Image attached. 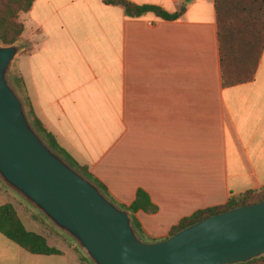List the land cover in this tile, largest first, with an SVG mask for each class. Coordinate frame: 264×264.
<instances>
[{"label": "crops", "instance_id": "0c3cea01", "mask_svg": "<svg viewBox=\"0 0 264 264\" xmlns=\"http://www.w3.org/2000/svg\"><path fill=\"white\" fill-rule=\"evenodd\" d=\"M124 1L184 11L131 19L101 0H35L22 38L36 43L15 72L32 116L114 203L149 196L157 213L134 218L157 242L264 188V50L251 82L224 87L214 0ZM43 237L61 255H31L0 234V264H81L74 246Z\"/></svg>", "mask_w": 264, "mask_h": 264}, {"label": "water", "instance_id": "95a60500", "mask_svg": "<svg viewBox=\"0 0 264 264\" xmlns=\"http://www.w3.org/2000/svg\"><path fill=\"white\" fill-rule=\"evenodd\" d=\"M24 46L0 43V181L86 252L92 264H245L264 256V200L146 242L132 214L53 150L12 80Z\"/></svg>", "mask_w": 264, "mask_h": 264}, {"label": "trees", "instance_id": "16d2710c", "mask_svg": "<svg viewBox=\"0 0 264 264\" xmlns=\"http://www.w3.org/2000/svg\"><path fill=\"white\" fill-rule=\"evenodd\" d=\"M101 1L106 6L120 7L125 17L131 19L141 18L146 14H153L160 20L174 21L184 11L182 9L177 13L168 14L155 6H138L124 0ZM34 2L35 0H0V43L5 46H11L22 39L25 28L20 18L21 15L30 12ZM214 9L222 85L224 87H233L249 83L254 79L264 50V0H214ZM25 53L26 51L22 54ZM16 83L21 87L20 78L16 80ZM30 116L37 131L43 136L49 146L59 153L71 166L75 167L87 179L97 185L108 198L109 195L105 186L97 181L86 167L78 165L59 146L55 138L44 129L42 124L32 116L31 112ZM263 200L264 188L259 192L248 191L237 197H231L224 206L198 211L191 217L182 219L178 225L171 229L168 237L213 215ZM116 205L123 210L131 212L133 227L143 241L156 242V240L150 239L144 234L141 226L134 218V214L138 212L153 215L158 211L144 191H137L135 200L129 207ZM0 234L31 255H61L59 250L47 244L43 236L28 231L15 208L10 204L0 206ZM80 263L92 264L87 257L81 258ZM245 264H264V256Z\"/></svg>", "mask_w": 264, "mask_h": 264}, {"label": "rangeland", "instance_id": "374dc122", "mask_svg": "<svg viewBox=\"0 0 264 264\" xmlns=\"http://www.w3.org/2000/svg\"><path fill=\"white\" fill-rule=\"evenodd\" d=\"M21 21H23V15H21ZM33 35H36L33 33ZM34 41L30 40H24L23 38L18 41L19 44H22L24 46L23 51L21 52L25 54L30 53L34 49ZM20 54V55H21ZM12 80L16 83V80L18 79V75L16 72L12 74ZM19 88L20 93L23 95V92L21 90V87L17 85ZM28 109V105H27ZM32 120V119H31ZM109 200L112 201V199L108 196ZM113 202V201H112ZM114 203V202H113ZM10 204L12 205L20 219L24 222L26 227L30 230H32L35 233L41 234L48 238V241L51 244L57 245L58 248H62L66 244L72 245L75 247V252L78 256V259H81L83 257H87L86 252L82 249H80L76 243L66 234L58 231L55 229L45 218L44 216L39 213L37 210L33 209L28 203L25 202L23 198H21L19 195L11 191L9 188H7L1 181H0V206ZM117 206V205H116ZM88 258V257H87Z\"/></svg>", "mask_w": 264, "mask_h": 264}]
</instances>
